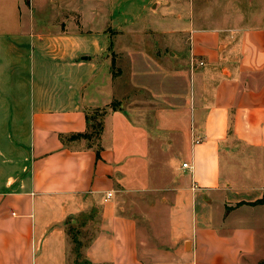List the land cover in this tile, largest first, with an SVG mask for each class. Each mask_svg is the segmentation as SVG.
<instances>
[{
  "label": "crops",
  "instance_id": "obj_1",
  "mask_svg": "<svg viewBox=\"0 0 264 264\" xmlns=\"http://www.w3.org/2000/svg\"><path fill=\"white\" fill-rule=\"evenodd\" d=\"M263 8L205 29L191 0H0V264H264Z\"/></svg>",
  "mask_w": 264,
  "mask_h": 264
},
{
  "label": "rangeland",
  "instance_id": "obj_2",
  "mask_svg": "<svg viewBox=\"0 0 264 264\" xmlns=\"http://www.w3.org/2000/svg\"><path fill=\"white\" fill-rule=\"evenodd\" d=\"M121 6L124 7L127 12L130 14H136V12L140 11V6L143 2L147 0H120ZM259 0H191V5L193 7V19L198 22V24L205 29H209L215 26H258V23L255 21H250L254 16L257 17ZM138 7V8H137ZM264 9V8H263ZM148 13L142 15L141 19L138 22L137 26H147L150 27L154 24L155 18H150L148 20ZM190 14L187 13L186 17L189 20ZM76 18V17H75ZM74 18V20H75ZM76 21V20H75ZM148 21V22H147ZM184 22V20H182ZM153 22V23H152ZM186 22V21H185ZM118 55L112 54V60L115 59ZM113 69H115L113 67ZM116 71V69H115ZM115 105H112L114 107ZM103 110H93L89 111V114L93 120L92 123H96L99 120V117L102 115ZM87 223H85L86 225ZM81 225H84L82 222ZM69 235V261L71 262H84V255L82 246L84 247L90 240L93 235L92 227H80L78 233L75 229H68ZM75 238L79 239L80 242L77 243L79 246V251H82L79 258L75 255L76 245L73 240ZM258 249L261 252H264V238L262 236L257 239ZM81 249V250H80Z\"/></svg>",
  "mask_w": 264,
  "mask_h": 264
},
{
  "label": "trees",
  "instance_id": "obj_3",
  "mask_svg": "<svg viewBox=\"0 0 264 264\" xmlns=\"http://www.w3.org/2000/svg\"><path fill=\"white\" fill-rule=\"evenodd\" d=\"M106 113L105 110H103L102 115L99 117V120L96 123H92L93 120L89 114V112L86 113V121L88 122V130L83 133V134H78L73 136L74 138H83L86 140H98L100 138V134L102 131V117L103 115ZM255 204H264V193L261 199H259L258 201H256ZM75 245H76V250H75V255L78 256V244H77V240L75 238V240H73Z\"/></svg>",
  "mask_w": 264,
  "mask_h": 264
},
{
  "label": "built area",
  "instance_id": "obj_4",
  "mask_svg": "<svg viewBox=\"0 0 264 264\" xmlns=\"http://www.w3.org/2000/svg\"><path fill=\"white\" fill-rule=\"evenodd\" d=\"M199 64L202 65L201 62H199ZM195 143H199V141L196 140ZM182 168H184V169L189 168V169H190V167H189L188 164H186V163H184V164L182 165ZM194 189H196V187H194ZM111 196H112V194H111V193H108V194L106 195V199H109Z\"/></svg>",
  "mask_w": 264,
  "mask_h": 264
}]
</instances>
